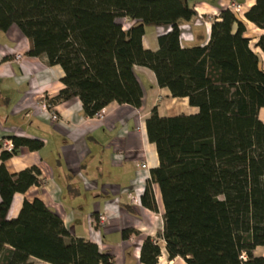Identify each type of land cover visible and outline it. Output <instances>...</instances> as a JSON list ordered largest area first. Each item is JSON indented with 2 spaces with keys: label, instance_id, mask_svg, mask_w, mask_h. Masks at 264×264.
<instances>
[{
  "label": "trees",
  "instance_id": "16d2710c",
  "mask_svg": "<svg viewBox=\"0 0 264 264\" xmlns=\"http://www.w3.org/2000/svg\"><path fill=\"white\" fill-rule=\"evenodd\" d=\"M199 0H0V33L12 26L29 41L30 57H45L63 71V89L48 104L78 98L87 117L110 103L139 109L143 91L134 67L153 72L157 86L174 99H187L194 115L145 121L158 166L140 196L142 207L158 211L152 185L164 207L163 231L169 262L264 264V71L245 38L236 13L221 10L203 47H182L180 26L196 18ZM244 18L264 29V0ZM122 20L130 23L123 29ZM121 21V22H119ZM147 28L167 30L157 50L144 49ZM256 47L264 54V36ZM11 153H0V264H115L89 241L73 238L61 218L40 200L23 201L8 213L17 194L40 186L36 168L10 174L4 162L41 142L11 137ZM2 141H0L1 149ZM123 230L122 239L134 234ZM161 249L147 237L141 264H158ZM242 256L245 259H242Z\"/></svg>",
  "mask_w": 264,
  "mask_h": 264
},
{
  "label": "crops",
  "instance_id": "0c3cea01",
  "mask_svg": "<svg viewBox=\"0 0 264 264\" xmlns=\"http://www.w3.org/2000/svg\"><path fill=\"white\" fill-rule=\"evenodd\" d=\"M232 1L199 0L196 18L180 26L181 46L207 45L211 24L219 21L221 10ZM234 1L242 6L236 15L245 26L244 36L250 48L260 57L259 68L264 71V54L256 47L264 29L244 18L256 0ZM124 23L130 25L127 20H122ZM166 31L145 30L144 49L156 51L157 38ZM29 48V41L17 27L0 33V141L23 137L42 144L37 151L22 147L4 162L10 174L36 168L41 181L40 186L15 195L8 217L14 219L18 215L23 201L38 199L59 215L73 238L96 244L114 257L115 264H141L139 250L147 237L157 240L168 261L165 243L157 238L163 231L164 215L157 185H152V189L158 211L154 213L140 204L150 172L158 166L145 121L153 108L161 117L194 115L198 109L190 107L187 99L172 98L167 89L157 86L152 71L136 66L134 72L143 91L139 109L110 103L104 108L102 119L91 118L84 115L80 100L74 98L53 105L59 121L51 122L49 115L41 114L37 108L44 99H54L63 89V71L59 66H49L45 57L28 56ZM17 55L20 60H16ZM258 118L264 124V108ZM142 163L147 169L141 168ZM129 194L136 203H129ZM100 217L106 219L103 226L98 224ZM123 230L135 232L123 240ZM178 259L185 264L180 258L168 262Z\"/></svg>",
  "mask_w": 264,
  "mask_h": 264
},
{
  "label": "built area",
  "instance_id": "2783aa9c",
  "mask_svg": "<svg viewBox=\"0 0 264 264\" xmlns=\"http://www.w3.org/2000/svg\"><path fill=\"white\" fill-rule=\"evenodd\" d=\"M228 9H230L231 11H233L234 13L236 14H240L241 11H242V6L237 4L234 0L232 2L229 3L228 5ZM126 27H128L127 24H123V29H125ZM21 59V56L20 55H17L16 56V60H20ZM48 100L44 99L39 107L37 108L39 110V112L42 114H47L49 115V118L51 120V122H58L59 121V118L58 116L56 115V113L53 111V105H50L48 104L47 102ZM105 115V109H101L94 117L97 118V119H102ZM1 150L2 151H5V152H8V153H11L12 150H13V144L11 142V140H4L2 141V144H1ZM141 168L142 169H147V165L146 163H142L141 164ZM128 198H129V203L130 204H133V203H136V199L134 197H132V194H129L128 195ZM99 226H103L105 223H106V219L104 217H100L99 221ZM95 228H97V225H94ZM138 256V255H137ZM242 259H245L244 256H242Z\"/></svg>",
  "mask_w": 264,
  "mask_h": 264
},
{
  "label": "rangeland",
  "instance_id": "374dc122",
  "mask_svg": "<svg viewBox=\"0 0 264 264\" xmlns=\"http://www.w3.org/2000/svg\"><path fill=\"white\" fill-rule=\"evenodd\" d=\"M119 22H121V21H119ZM146 30L147 31H151L152 28H147ZM254 255L255 256H262L264 258V249L255 250ZM158 264H169V262L165 258H163L162 253H161V256H160V258L158 260ZM172 264H183V262H181V260L178 259L177 261L172 262Z\"/></svg>",
  "mask_w": 264,
  "mask_h": 264
}]
</instances>
